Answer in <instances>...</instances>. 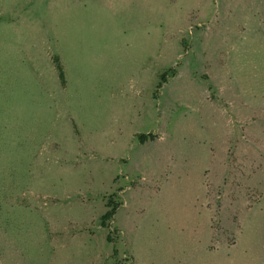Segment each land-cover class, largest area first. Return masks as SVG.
Returning a JSON list of instances; mask_svg holds the SVG:
<instances>
[{"label": "rangeland", "instance_id": "obj_1", "mask_svg": "<svg viewBox=\"0 0 264 264\" xmlns=\"http://www.w3.org/2000/svg\"><path fill=\"white\" fill-rule=\"evenodd\" d=\"M0 264H264V0H0Z\"/></svg>", "mask_w": 264, "mask_h": 264}, {"label": "trees", "instance_id": "obj_2", "mask_svg": "<svg viewBox=\"0 0 264 264\" xmlns=\"http://www.w3.org/2000/svg\"><path fill=\"white\" fill-rule=\"evenodd\" d=\"M55 68L57 70V76H58L59 81L61 83H63V81H64L63 80V73H62V70H61V67H60L58 61H55ZM113 212H114V207L111 206L101 215V221H102L103 226H105L104 221L109 220L110 217L112 216Z\"/></svg>", "mask_w": 264, "mask_h": 264}]
</instances>
